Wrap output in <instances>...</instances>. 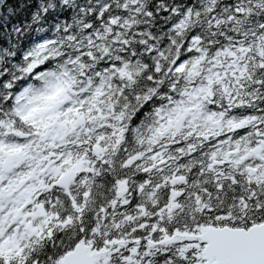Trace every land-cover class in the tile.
Wrapping results in <instances>:
<instances>
[{"label": "snow or ice", "instance_id": "1", "mask_svg": "<svg viewBox=\"0 0 264 264\" xmlns=\"http://www.w3.org/2000/svg\"><path fill=\"white\" fill-rule=\"evenodd\" d=\"M0 264H264V0H0Z\"/></svg>", "mask_w": 264, "mask_h": 264}]
</instances>
